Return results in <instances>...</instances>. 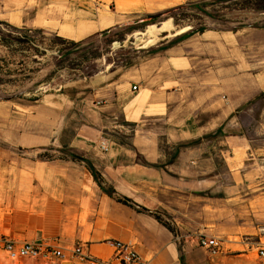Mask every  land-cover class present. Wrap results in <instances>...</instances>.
<instances>
[{
	"label": "crops",
	"instance_id": "crops-1",
	"mask_svg": "<svg viewBox=\"0 0 264 264\" xmlns=\"http://www.w3.org/2000/svg\"><path fill=\"white\" fill-rule=\"evenodd\" d=\"M188 1L0 0V21L15 30L81 42L111 33L136 14ZM245 29H236L239 38L232 46L231 31L185 36L188 27L176 42L168 40L147 61L134 64L133 74L128 68L121 80L126 87L104 75L89 80L84 124L67 144L83 161L40 160L33 152L40 144L38 106L33 110L39 88L31 67L28 112L35 128L3 130L0 124V240L65 254L81 244L98 259H109L108 242L120 241L133 244L143 264H252L247 257L264 247V173L231 170L229 160L248 149L242 139L217 141V152L212 144L199 143L228 126L248 101L231 96V62L237 59L239 70L247 72L253 39L264 38V29ZM250 91L256 99L264 86ZM103 140L106 153L99 148ZM213 158L227 168V184L206 167ZM86 162L100 175L101 186ZM238 177L240 182H231ZM200 234L222 241L218 257L210 259L199 246Z\"/></svg>",
	"mask_w": 264,
	"mask_h": 264
},
{
	"label": "rangeland",
	"instance_id": "rangeland-1",
	"mask_svg": "<svg viewBox=\"0 0 264 264\" xmlns=\"http://www.w3.org/2000/svg\"><path fill=\"white\" fill-rule=\"evenodd\" d=\"M199 6L202 9H197ZM147 16H156V23L152 25L155 28L149 30L148 26L142 32L144 35H140L138 28L143 23L152 21L146 18ZM173 19L177 26L174 25ZM168 20L171 23L168 33L156 31L161 23ZM188 27L194 31L202 28L231 31L233 46L239 38L234 35L236 29H264V0H190L169 10L136 14L134 19L111 33L97 35L81 42L70 41L49 32L15 30L0 21V111L1 107L7 108L5 113L0 112L3 113L0 114L3 130L19 127L26 132L31 126L35 128V118L31 119L28 112L31 104L30 95H27L32 67L33 82L36 71L38 72L39 91L36 103L33 97V110L38 106L40 140L38 148L33 152L37 153L40 160H73L72 156L80 158L67 144L76 129L84 124L82 100L91 91L87 82L97 75H104L119 82L122 88L126 87L121 84V80L127 75L128 68L133 74L132 66L147 61L158 52L159 45L168 40H171V44L176 42L174 37L165 38L166 35L188 31ZM129 28H136L132 35L126 34ZM123 35L125 41L121 45L117 40ZM253 41L256 47L249 50L247 72L239 70L237 59L232 58L231 62V96L239 102L245 99L248 101L228 121V126L215 135L199 140L200 145L207 142L215 146L214 152L220 149L215 145L216 142L225 137L239 138L247 142L248 149L237 151L233 160H229L231 170L237 168L244 174L254 169L264 173V104L261 101L264 93L256 99L249 94L250 89L256 91L260 86H264V49L261 48L264 46V38L255 37ZM115 44L121 46L114 49ZM135 80L132 78L131 82ZM244 87L247 89L246 94L242 92ZM52 141L55 143H51ZM49 142L51 144L47 145ZM24 151L22 150L23 153ZM206 167L215 169L219 173L218 181L227 184V168L220 159L213 158ZM234 180L240 182L239 177L232 178L231 182ZM247 261L252 264L264 263L258 259L257 250L253 252V256L247 257ZM0 264L33 263L12 262L0 247Z\"/></svg>",
	"mask_w": 264,
	"mask_h": 264
},
{
	"label": "built area",
	"instance_id": "built-area-1",
	"mask_svg": "<svg viewBox=\"0 0 264 264\" xmlns=\"http://www.w3.org/2000/svg\"><path fill=\"white\" fill-rule=\"evenodd\" d=\"M137 87L132 86V91ZM101 152L108 151V143L102 141L99 145ZM199 246L203 248L210 259L218 257L222 251V241L218 238L200 234L197 237ZM113 248V255L109 259H98L92 256L88 249L77 244L69 254L58 248H46L33 243H18L9 239H1L0 247L7 259L12 262H31L33 264H143L135 251L134 245L120 241L108 242ZM257 257L264 260V247L257 251Z\"/></svg>",
	"mask_w": 264,
	"mask_h": 264
},
{
	"label": "trees",
	"instance_id": "trees-1",
	"mask_svg": "<svg viewBox=\"0 0 264 264\" xmlns=\"http://www.w3.org/2000/svg\"><path fill=\"white\" fill-rule=\"evenodd\" d=\"M197 9L200 10V9H202V8H201V6H199V7H197ZM146 18L152 19V21L147 22V23H143V24L141 25V27L138 28L141 32H144V31L146 30V27H148V26H152L153 24L156 23V20H155V19H156V16H147ZM173 22H174V25L177 26V23H176L175 19H173ZM135 29H136V28H129V29L127 30L126 34L132 35V34L134 33V30H135ZM186 31H187V30H186ZM186 31H184V32H186ZM204 31H205L204 28H202V29H200V30H197V31L191 30V31L187 32V34H185V36H189V35H191V34H193V33H203ZM184 32H180V33H178V34L175 32L173 35H170V36L166 35L165 38L175 37V36H178V35L183 34ZM107 34H108L107 32H103V33H102V35H107ZM63 41H67V40H63ZM117 41L120 42V44L122 45L123 42L125 41V35H123V37L121 36V38H119ZM72 159H73V161H83L81 158H78V157H76V156H72ZM86 166H87L89 172L91 173L92 177L94 178V180H95V181L101 186V184H102V180H101V178H100V175L95 171V169H94L89 163L86 162ZM103 189H104L109 195H111V196L114 194V192H113L111 189H105V188H103ZM123 202L125 203V201H123ZM156 219H157L160 223L163 224L162 220H161L158 216H156ZM166 227H167L170 231H172L171 227H169L168 225H166ZM179 251H180V253H181V248H179Z\"/></svg>",
	"mask_w": 264,
	"mask_h": 264
},
{
	"label": "bare ground",
	"instance_id": "bare-ground-1",
	"mask_svg": "<svg viewBox=\"0 0 264 264\" xmlns=\"http://www.w3.org/2000/svg\"><path fill=\"white\" fill-rule=\"evenodd\" d=\"M124 7V6H123ZM123 9V8H122ZM124 10V9H123ZM162 25L160 26V28L159 29H157L156 28V31H160V32H164V31H169L170 30V28H171V23H170V20H168V21H165V22H163V23H161ZM155 27L154 26H150L149 27V30H151V29H154ZM148 32V31H147ZM150 32V31H149ZM151 32H154V31H151ZM163 32H162V34H163ZM168 33V32H167ZM177 34L178 33H180V32H176ZM151 34V33H150ZM138 35V34H137ZM142 35H144V34H142ZM161 35V34H160ZM160 35H159V37H160ZM170 35H173V34H168V36H170ZM148 37V36H147ZM150 37V36H149ZM157 37H158V35H157ZM154 38V37H153ZM148 39V38H147ZM153 40V39H152Z\"/></svg>",
	"mask_w": 264,
	"mask_h": 264
},
{
	"label": "water",
	"instance_id": "water-1",
	"mask_svg": "<svg viewBox=\"0 0 264 264\" xmlns=\"http://www.w3.org/2000/svg\"><path fill=\"white\" fill-rule=\"evenodd\" d=\"M160 26H161V25H160ZM160 26H159V27H157V29H159V28H160ZM138 34H140V35H141V34H143V33H142V32H139Z\"/></svg>",
	"mask_w": 264,
	"mask_h": 264
}]
</instances>
